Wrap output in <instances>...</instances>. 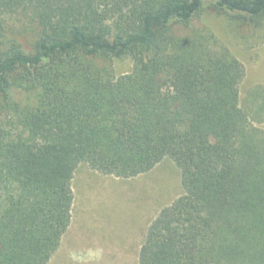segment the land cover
<instances>
[{
  "label": "trees",
  "instance_id": "1",
  "mask_svg": "<svg viewBox=\"0 0 264 264\" xmlns=\"http://www.w3.org/2000/svg\"><path fill=\"white\" fill-rule=\"evenodd\" d=\"M207 9L258 26L264 0H0V264L49 263L78 164L131 178L164 157L184 191L137 264H264V88L240 104Z\"/></svg>",
  "mask_w": 264,
  "mask_h": 264
},
{
  "label": "rangeland",
  "instance_id": "2",
  "mask_svg": "<svg viewBox=\"0 0 264 264\" xmlns=\"http://www.w3.org/2000/svg\"><path fill=\"white\" fill-rule=\"evenodd\" d=\"M198 25L214 35L243 65L239 102L264 88V17L258 26L242 25L226 14L204 10ZM116 75L132 70L129 58L113 63ZM17 99L20 92L14 91ZM264 129V122L258 124ZM70 224L48 264H137V253L148 225L160 209L183 193L181 173L164 157L151 169L131 178L102 174L87 163L76 167Z\"/></svg>",
  "mask_w": 264,
  "mask_h": 264
}]
</instances>
